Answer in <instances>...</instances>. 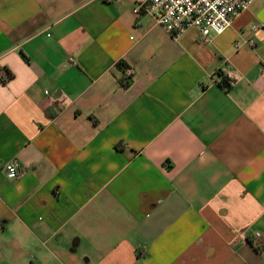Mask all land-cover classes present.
I'll return each mask as SVG.
<instances>
[{"label":"crops","instance_id":"1","mask_svg":"<svg viewBox=\"0 0 264 264\" xmlns=\"http://www.w3.org/2000/svg\"><path fill=\"white\" fill-rule=\"evenodd\" d=\"M133 6L0 0V264H264V0L206 42Z\"/></svg>","mask_w":264,"mask_h":264},{"label":"built area","instance_id":"2","mask_svg":"<svg viewBox=\"0 0 264 264\" xmlns=\"http://www.w3.org/2000/svg\"><path fill=\"white\" fill-rule=\"evenodd\" d=\"M132 13L137 16H150L171 37L179 38L190 29H197L201 40L206 42L211 35H222L232 25L235 17L248 11L256 0H133ZM264 28L254 26L253 30ZM249 47L254 43L248 42ZM132 74L125 70L123 83L130 82ZM3 79L8 80L7 73ZM231 86V83H229ZM45 94H49L45 92ZM59 107L67 104V99L53 101ZM20 165L11 161L5 165L7 177L17 179L20 175ZM258 236V235H257Z\"/></svg>","mask_w":264,"mask_h":264},{"label":"trees","instance_id":"3","mask_svg":"<svg viewBox=\"0 0 264 264\" xmlns=\"http://www.w3.org/2000/svg\"><path fill=\"white\" fill-rule=\"evenodd\" d=\"M120 66H121V64H120ZM7 75H8V73H7ZM10 78V76L8 75V79ZM123 85L125 86V87H127L128 85H129V83H127V84H124L123 83ZM229 83H227V81H225L224 80V87H226V88H229ZM257 250H259V248L257 247Z\"/></svg>","mask_w":264,"mask_h":264}]
</instances>
